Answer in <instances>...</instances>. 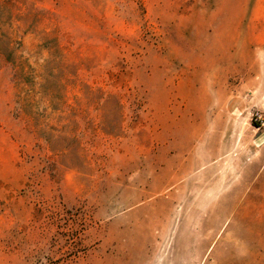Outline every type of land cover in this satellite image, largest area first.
Listing matches in <instances>:
<instances>
[{
    "label": "rangeland",
    "instance_id": "1",
    "mask_svg": "<svg viewBox=\"0 0 264 264\" xmlns=\"http://www.w3.org/2000/svg\"><path fill=\"white\" fill-rule=\"evenodd\" d=\"M0 18L65 87L25 111L0 63V264H264V0H17Z\"/></svg>",
    "mask_w": 264,
    "mask_h": 264
},
{
    "label": "trees",
    "instance_id": "2",
    "mask_svg": "<svg viewBox=\"0 0 264 264\" xmlns=\"http://www.w3.org/2000/svg\"><path fill=\"white\" fill-rule=\"evenodd\" d=\"M16 4L17 0H0V13L5 10L12 11ZM9 22L12 25L11 21ZM3 25L5 23L0 18V33L3 34V37H0V63L5 62L11 65L13 69L14 82L20 89L18 101L20 102L21 108L26 111L29 108L42 106L43 96L46 95L50 97V105L54 109H59L58 103H61L64 98V84H56V86H53L54 82L50 83L49 79H45L41 74H37L29 58L19 52V48L15 46V43H19L20 45V42H16L18 40L14 36H8L1 31V29L3 30ZM19 47H22V44ZM57 69V66H53L51 71H49V75L55 78L56 73L54 72L58 71ZM38 77H42L45 81H37L36 79ZM36 94H43L40 98L41 102H33L31 100L32 96Z\"/></svg>",
    "mask_w": 264,
    "mask_h": 264
},
{
    "label": "built area",
    "instance_id": "3",
    "mask_svg": "<svg viewBox=\"0 0 264 264\" xmlns=\"http://www.w3.org/2000/svg\"><path fill=\"white\" fill-rule=\"evenodd\" d=\"M261 117V116H260Z\"/></svg>",
    "mask_w": 264,
    "mask_h": 264
}]
</instances>
